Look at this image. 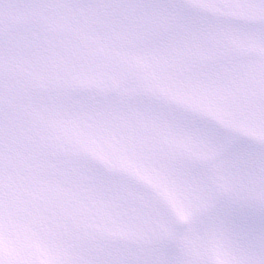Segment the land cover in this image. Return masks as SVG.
Listing matches in <instances>:
<instances>
[{
	"label": "snow or ice",
	"instance_id": "obj_1",
	"mask_svg": "<svg viewBox=\"0 0 264 264\" xmlns=\"http://www.w3.org/2000/svg\"><path fill=\"white\" fill-rule=\"evenodd\" d=\"M0 264H264V0H0Z\"/></svg>",
	"mask_w": 264,
	"mask_h": 264
}]
</instances>
